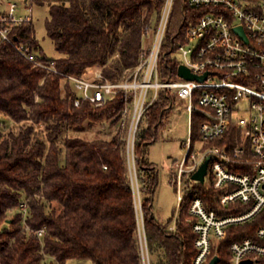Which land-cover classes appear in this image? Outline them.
<instances>
[{"label":"trees","instance_id":"16d2710c","mask_svg":"<svg viewBox=\"0 0 264 264\" xmlns=\"http://www.w3.org/2000/svg\"><path fill=\"white\" fill-rule=\"evenodd\" d=\"M32 1L43 4L41 0ZM164 1H46L45 30L60 54L56 59L43 54L33 24L18 27L15 32L38 51L40 59L53 62L63 74L80 75L87 68L100 66L106 78L119 81L139 64L146 27L160 16ZM207 11L189 7L181 0L180 22L173 26L169 20L165 32L163 79L176 74L177 63L170 58V50L186 42L188 24ZM176 101L172 91L160 90L143 113L134 142L150 264H192L196 235L187 218L194 197L199 196L219 215L236 212L220 208L216 189L184 177L179 206L166 221L155 217L159 174L158 167L147 160L146 149L161 138ZM124 104L121 91L100 107L89 103L75 106L72 88L60 74H49L10 47H2L0 115L9 117L12 123L27 121L29 125L6 135L0 130V226L17 210L10 228L0 229V264H67L69 260L144 264L138 238L139 209L128 170V119L121 114ZM201 121L202 117L193 113L192 146L199 140ZM35 124L44 127L45 140L35 136ZM94 124H107L115 128V133L107 139L90 140L76 135ZM239 138L240 131L230 123L223 137L206 142L203 150L211 146L231 149ZM170 183L177 192L176 175ZM24 201L29 208L25 221L29 230L18 211ZM262 224L259 216L245 225L228 228L226 238L213 244L209 259L217 255V264H231L230 244L247 237L256 240L255 231ZM39 229L46 231L42 238L37 235ZM46 257L52 258V263H46Z\"/></svg>","mask_w":264,"mask_h":264},{"label":"built area","instance_id":"2783aa9c","mask_svg":"<svg viewBox=\"0 0 264 264\" xmlns=\"http://www.w3.org/2000/svg\"><path fill=\"white\" fill-rule=\"evenodd\" d=\"M3 1L6 9H0V50L8 46L34 67L60 74L72 88L75 106L89 103L100 107L124 92L121 114L128 119V154L134 156L140 119L160 90L172 91L177 100L185 103L190 126L193 113L202 117L200 147L194 149L189 135L187 152L178 164L177 207L182 200V179L191 178L209 156L202 184L218 191L216 199L221 209L233 208L236 212L219 215L208 209L199 196L191 200L187 221L196 235L192 264H208L213 244L226 238L228 228L245 225L259 216L263 224L255 231L256 240L247 237L234 241L229 249L231 264L245 260L264 264V0H185L189 7L208 11L188 24L186 42L170 50L176 53L172 59L177 63L175 75L179 79H163L162 47L175 2L165 0L160 16L146 27L139 64L126 71L119 81L106 78L100 66L87 68L80 75H69L59 72L53 62L40 59L36 50L15 32L18 27L32 24V2L25 1L23 15L18 13V4ZM236 27H242L247 41L235 32ZM180 65L197 76H207L203 81L183 78L178 75ZM230 123L240 131L237 144L231 149L211 146L203 150L206 142L223 137ZM132 183L134 186L133 176ZM18 211L23 219L28 217L25 201ZM25 228L29 230L27 225ZM169 229H174V223ZM45 234V229L37 231L40 238Z\"/></svg>","mask_w":264,"mask_h":264},{"label":"rangeland","instance_id":"374dc122","mask_svg":"<svg viewBox=\"0 0 264 264\" xmlns=\"http://www.w3.org/2000/svg\"><path fill=\"white\" fill-rule=\"evenodd\" d=\"M1 0L0 9L4 11L6 9L5 2ZM18 4L19 14H26L23 6L25 1L29 0H10ZM31 9H32V24L35 29V37L39 43V46L43 52V54L48 59H56L60 57V54L55 50L52 41L46 35L45 30V22L48 18V4L46 1L41 0L43 4L32 1ZM181 19V0H175L171 12V25L176 26ZM164 43H166V38ZM38 51L36 50V53ZM176 56V53H170V58ZM179 55H177V59ZM163 62V63H162ZM164 71V61H160V72ZM173 79H179L177 75L173 77ZM63 83V82H62ZM150 95V93H149ZM29 125V122L22 121L19 123H15L10 120L9 117H5L4 115H0V130L6 135L9 131L17 133L20 128L26 127ZM35 136L39 139H46V132L44 131V127L40 125H34ZM115 133V128H110L107 124H94L91 127H87L84 132L78 133L76 135L84 138V139H93V138H101L107 139L110 138ZM190 135V125L188 119V113L185 108V103L183 101L177 100L175 105L172 108V112L169 116V122L165 129L163 130L161 138L147 146L146 149V158L149 162L154 163L158 167V176L159 182L156 188V192L154 195V214L157 219L160 221H166L169 217H171L172 212L177 206V196L178 194L175 192L172 184L170 183L171 178L176 175L178 170V164L183 161L185 154L187 152V147L185 144L187 143ZM60 147H63L62 141H58ZM201 143L199 141L194 142V149L199 148ZM128 170L131 173V176L134 178V189L136 192V203L139 209V217H140V227L138 231V238L141 243L143 249V257L144 264H150V257L147 252L144 230H143V222L140 212L139 200H141V195L139 193V182L136 178V164L134 162V156L130 152L128 154ZM188 163V162H187ZM208 179V176H207ZM17 210L11 212L8 216V219L3 223L6 225L7 229L10 228V222ZM23 226L25 227L26 219H23ZM0 226V229L3 230L4 225ZM156 257L153 256L152 260H155ZM46 263H52V258L46 257ZM67 264H92L90 260H69Z\"/></svg>","mask_w":264,"mask_h":264},{"label":"water","instance_id":"95a60500","mask_svg":"<svg viewBox=\"0 0 264 264\" xmlns=\"http://www.w3.org/2000/svg\"><path fill=\"white\" fill-rule=\"evenodd\" d=\"M235 32L238 33L241 38H243L245 41H247V37L245 36V33L242 29V27H236L235 28ZM178 75L186 78L188 80H199V81H203L205 80L207 74L201 75V76H197L193 73H191L185 66L180 65L178 67ZM209 161H210V157H206V159L203 161V163L201 164V166L199 167V169L192 174L191 179L194 181H198L200 183L204 182V177L207 174V170H208V165H209ZM10 222V220H9ZM219 261V257L217 255L213 256L210 261L208 262V264H217ZM250 260H245L242 261L240 264H250Z\"/></svg>","mask_w":264,"mask_h":264},{"label":"bare ground","instance_id":"6f19581e","mask_svg":"<svg viewBox=\"0 0 264 264\" xmlns=\"http://www.w3.org/2000/svg\"><path fill=\"white\" fill-rule=\"evenodd\" d=\"M3 225H4V229H7L6 225L5 224H3Z\"/></svg>","mask_w":264,"mask_h":264},{"label":"crops","instance_id":"0c3cea01","mask_svg":"<svg viewBox=\"0 0 264 264\" xmlns=\"http://www.w3.org/2000/svg\"><path fill=\"white\" fill-rule=\"evenodd\" d=\"M49 1V0H48ZM51 1V0H50ZM53 1V0H52ZM68 262V261H67Z\"/></svg>","mask_w":264,"mask_h":264}]
</instances>
